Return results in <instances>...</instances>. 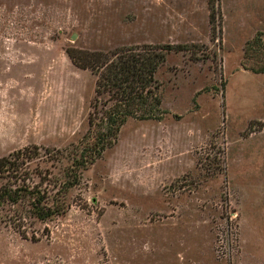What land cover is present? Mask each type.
Returning <instances> with one entry per match:
<instances>
[{
  "label": "rangeland",
  "instance_id": "obj_1",
  "mask_svg": "<svg viewBox=\"0 0 264 264\" xmlns=\"http://www.w3.org/2000/svg\"><path fill=\"white\" fill-rule=\"evenodd\" d=\"M136 44L190 47L163 116L129 120L64 214L1 210L0 264H264V0H0V157L30 147L31 185L65 190L96 88L66 49Z\"/></svg>",
  "mask_w": 264,
  "mask_h": 264
},
{
  "label": "trees",
  "instance_id": "obj_2",
  "mask_svg": "<svg viewBox=\"0 0 264 264\" xmlns=\"http://www.w3.org/2000/svg\"><path fill=\"white\" fill-rule=\"evenodd\" d=\"M184 49L190 47L136 44L114 50L67 48L69 58L77 67L90 70L96 76L88 133L71 150H56L59 159L72 161L68 171L74 173V180L69 181L65 190L62 186L54 194L50 187L42 188L44 176L32 186L31 168L27 162L31 148L16 150L0 157V211L7 206L25 204L24 210L28 207V213L41 221L64 214L63 193L79 184V173L113 146L129 120L160 119L163 116L157 74L170 51ZM35 149L39 147L35 146ZM66 151L69 152L67 156ZM23 213L22 219H25Z\"/></svg>",
  "mask_w": 264,
  "mask_h": 264
}]
</instances>
